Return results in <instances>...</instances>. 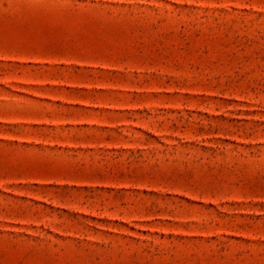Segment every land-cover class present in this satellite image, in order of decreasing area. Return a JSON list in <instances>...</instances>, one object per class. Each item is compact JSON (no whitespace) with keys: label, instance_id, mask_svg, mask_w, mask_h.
<instances>
[{"label":"rangeland","instance_id":"obj_1","mask_svg":"<svg viewBox=\"0 0 264 264\" xmlns=\"http://www.w3.org/2000/svg\"><path fill=\"white\" fill-rule=\"evenodd\" d=\"M0 264H264V0H0Z\"/></svg>","mask_w":264,"mask_h":264}]
</instances>
